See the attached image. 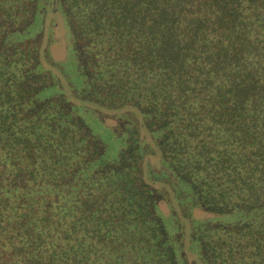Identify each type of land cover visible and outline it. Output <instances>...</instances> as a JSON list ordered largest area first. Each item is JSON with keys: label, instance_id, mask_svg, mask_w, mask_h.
Instances as JSON below:
<instances>
[{"label": "trees", "instance_id": "1", "mask_svg": "<svg viewBox=\"0 0 264 264\" xmlns=\"http://www.w3.org/2000/svg\"><path fill=\"white\" fill-rule=\"evenodd\" d=\"M0 264H264V0H0Z\"/></svg>", "mask_w": 264, "mask_h": 264}, {"label": "rangeland", "instance_id": "2", "mask_svg": "<svg viewBox=\"0 0 264 264\" xmlns=\"http://www.w3.org/2000/svg\"><path fill=\"white\" fill-rule=\"evenodd\" d=\"M50 11L57 21V22H55L56 26L52 30L54 41L51 43L50 49H51L52 55L55 58L61 60L71 51V48H72L71 36H70V32L68 30V26H67V24H66V22L62 16L60 10L56 9V11H55V9H52ZM100 134H101L102 138L104 140H106L107 143H109V140H108L109 137L105 136L102 132H100ZM202 213H204V212L197 211V214H199V215H201Z\"/></svg>", "mask_w": 264, "mask_h": 264}]
</instances>
